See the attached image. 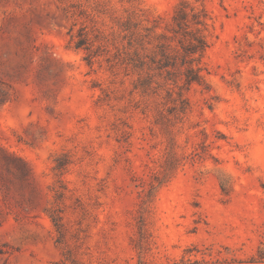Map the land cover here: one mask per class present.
<instances>
[{"label": "rangeland", "instance_id": "1", "mask_svg": "<svg viewBox=\"0 0 264 264\" xmlns=\"http://www.w3.org/2000/svg\"><path fill=\"white\" fill-rule=\"evenodd\" d=\"M182 1L206 85L144 90ZM0 264H264V0H0Z\"/></svg>", "mask_w": 264, "mask_h": 264}, {"label": "trees", "instance_id": "2", "mask_svg": "<svg viewBox=\"0 0 264 264\" xmlns=\"http://www.w3.org/2000/svg\"><path fill=\"white\" fill-rule=\"evenodd\" d=\"M207 17L204 8L196 11L187 2H180L172 17L170 35L159 36L162 42L157 46L158 53L153 56L143 55L139 48L136 49L135 57L131 61L139 72H144L137 86L147 90L154 77L164 75L166 80H172L175 84H178V80L183 81V85L179 86V96L182 97L184 89L188 90L193 84L206 85L200 64L208 47L205 35ZM145 38V35H137L134 42L146 49ZM173 41L177 42L175 53L169 52ZM172 92L173 89L169 88L168 94L171 95Z\"/></svg>", "mask_w": 264, "mask_h": 264}]
</instances>
